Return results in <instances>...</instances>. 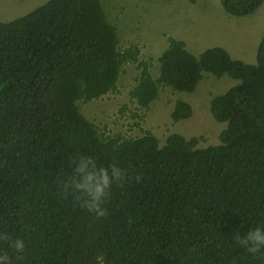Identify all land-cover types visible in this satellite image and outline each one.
<instances>
[{"label": "trees", "instance_id": "obj_1", "mask_svg": "<svg viewBox=\"0 0 264 264\" xmlns=\"http://www.w3.org/2000/svg\"><path fill=\"white\" fill-rule=\"evenodd\" d=\"M263 3L222 0L235 16ZM119 28L102 0H47L0 21V232L26 244L20 259L7 242L0 251L13 264H264V249L251 255L234 240L264 227V33L256 63L222 46L195 55L170 36L155 77L136 43L121 48ZM136 62L129 96L143 109L163 87L196 91L206 73L239 80L210 100L227 123L220 143L200 147L202 136L172 133L160 146L139 109L131 114L139 136L87 118L79 102L117 91L124 67ZM192 108L177 99L173 121ZM128 109L119 107L118 121ZM80 154L124 170L103 218L60 191Z\"/></svg>", "mask_w": 264, "mask_h": 264}, {"label": "rangeland", "instance_id": "obj_2", "mask_svg": "<svg viewBox=\"0 0 264 264\" xmlns=\"http://www.w3.org/2000/svg\"><path fill=\"white\" fill-rule=\"evenodd\" d=\"M47 0H0V21H10L44 4ZM107 15L119 28L120 46L125 49L136 43L140 61H151V71L158 76V57L168 46V37L184 40L188 49L199 55L209 47L222 46L232 57L256 63L258 43L264 33V3L252 14L230 15L222 0H102ZM139 61V60H138ZM138 63L127 64L120 78L118 90L91 102H79L84 115L112 131H122L124 137L139 136L143 132L134 126L131 114L141 110L142 126L151 129L162 142L170 133L202 136L198 146L219 143V134L226 123L219 122L210 110L213 95L224 92L239 80L228 75L220 78L206 73L196 91H175L161 88L160 96L150 108H140L129 97L141 70ZM159 68V70H158ZM177 99L192 104L193 115L173 122L171 112ZM129 108L125 115L118 109ZM139 112V111H138ZM115 122V123H114Z\"/></svg>", "mask_w": 264, "mask_h": 264}, {"label": "clouds", "instance_id": "obj_3", "mask_svg": "<svg viewBox=\"0 0 264 264\" xmlns=\"http://www.w3.org/2000/svg\"><path fill=\"white\" fill-rule=\"evenodd\" d=\"M102 3H103V1H102ZM103 6H104V4H103ZM104 9H105V7H104ZM186 47L188 49V45H186ZM159 57H158V59H159ZM236 59H238V58H236ZM138 62H136V63H138ZM158 63H159V61H158ZM128 64H130V63H128ZM151 65H152V63H151ZM159 68H160V63H159ZM159 68H158V70H159ZM159 74H160V70H159L158 76H159ZM205 75H204V78H205ZM121 76H122V74H121ZM121 76H120V78H121ZM158 76H155V77H158ZM119 81H120V79H119ZM237 84H235V85H237ZM235 85L229 87L227 90L234 87ZM131 89H130V91H131ZM173 90H175V89H173ZM134 102L136 103L135 100H134ZM210 110H211V103H210ZM172 112H173V110H172ZM172 112L170 115H172ZM190 117H192V116H190ZM171 118H172V116H171ZM172 121H173V119H172ZM226 125H227V123H226ZM148 130H151V129H148ZM172 133H179V134L184 135L187 138L196 136V135L186 136L185 134L180 133V132H172ZM172 133H170V134H172ZM156 137L158 138L157 135H156ZM167 137L162 142H160V146H164V144L166 143ZM159 141H160V139H159ZM219 143H220V138H219ZM218 144H210V145H218ZM124 179H125L124 170L121 169L117 164L111 163L107 166H102V165H99L97 163L96 159L93 156H85V155L80 154V155H77V157H76V166L73 169V174L67 178V181H65L64 185L61 186L60 191L65 196L73 197L79 203V206L82 209L86 210L88 213L93 214L97 218H103L107 215V210L103 207V204L105 203L106 198L109 196L111 188L113 187V185L121 184ZM137 180H139V177H137ZM234 240H235V243L237 245H239L241 248H243L247 253H249L251 255H256L258 253H261L262 249H264V227L257 226V227L251 228L247 233H245L242 236L236 235L234 237ZM0 241L7 242L8 247L14 251L17 259L22 258L23 253H24L25 248H26L25 241L22 238L14 237V236L9 235L8 233L0 232ZM0 264H13V258L6 251H0Z\"/></svg>", "mask_w": 264, "mask_h": 264}]
</instances>
